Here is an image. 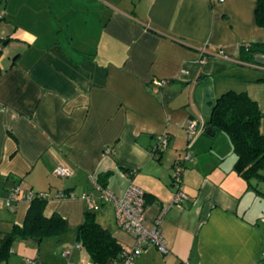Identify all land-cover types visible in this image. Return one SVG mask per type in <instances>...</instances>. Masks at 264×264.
Returning <instances> with one entry per match:
<instances>
[{
  "label": "crops",
  "instance_id": "obj_1",
  "mask_svg": "<svg viewBox=\"0 0 264 264\" xmlns=\"http://www.w3.org/2000/svg\"><path fill=\"white\" fill-rule=\"evenodd\" d=\"M255 5L256 0H0V236L22 223L29 205L24 194L32 191L47 194L45 216L57 213L67 222L68 232L51 244L74 242L73 230L88 209L80 199L85 193L94 219L121 245L130 244L131 236L114 222L112 203L100 200L91 179L108 172L104 187L112 193L120 195L129 184L142 190L144 227L166 207L159 222L165 253L145 244L131 264H258L264 191L233 170L227 135L205 134L201 113L204 86L213 99L244 92L261 112L264 137V65L253 61L262 53L246 58L241 49L264 44ZM190 119L198 134L180 177L185 198L174 206L169 175ZM162 133L167 145L154 158ZM58 165L69 176L55 175ZM17 186L21 192L12 197L10 211L6 201ZM67 193L72 196H56ZM64 249L67 256L51 251L43 263L90 262L86 252L78 256L74 250L81 248Z\"/></svg>",
  "mask_w": 264,
  "mask_h": 264
},
{
  "label": "trees",
  "instance_id": "obj_2",
  "mask_svg": "<svg viewBox=\"0 0 264 264\" xmlns=\"http://www.w3.org/2000/svg\"><path fill=\"white\" fill-rule=\"evenodd\" d=\"M254 15L257 24L264 28V0H256ZM0 45L3 47L2 43ZM241 49L246 58L257 52L264 55V44L254 43ZM260 117L257 104L246 93L226 91L213 102L204 121V127L209 126L214 133L220 131L227 135L235 155L233 170L254 189L251 182L264 181L261 173L264 167V137L259 132ZM159 153L161 152L152 155L157 158ZM107 174L108 172L97 174L95 182L104 187ZM45 202L46 198L33 196L29 200L22 223L12 224L8 231L1 234L0 264H8L12 243L18 239L33 240L38 251L43 240L58 238L68 232L67 222L60 215L43 214ZM73 233L74 243L84 249L90 263L104 264L118 259L122 245L94 219L91 209L84 211Z\"/></svg>",
  "mask_w": 264,
  "mask_h": 264
},
{
  "label": "built area",
  "instance_id": "obj_3",
  "mask_svg": "<svg viewBox=\"0 0 264 264\" xmlns=\"http://www.w3.org/2000/svg\"><path fill=\"white\" fill-rule=\"evenodd\" d=\"M215 2H221L223 0H213ZM2 46L0 45V52L2 51ZM219 58L225 60H231L229 57L224 55L222 52L218 54ZM152 83L155 85L164 84L163 80H152ZM196 122L194 120H188L185 125V130L187 137L196 132ZM167 145V135L162 133L156 136V143L153 147V153L162 152ZM191 161V154L188 151V148L185 147L184 154L181 159H178L171 166V177L170 184L173 187L171 204L174 206H180V202L185 198L184 193L181 190L180 186V177L183 170V165L185 162ZM53 173L59 177H67L71 171L63 166H55ZM93 180L94 187L98 190V196L102 201H110L113 206L114 220L117 227L123 232L131 236V243L128 245H122L118 259L110 260L104 264H131L133 259L137 256L139 249L145 244H152L158 252L165 253L166 248L164 245L163 238L159 232V222L160 216L165 212L166 207L160 206L159 215L154 219L150 228H146L143 225V208H144V194L140 188L133 184H129L126 189L120 194L116 195L109 191L106 187L100 186L98 183ZM20 186L14 187L11 190L10 196L6 201V206L10 211L14 210V205L12 203V197L20 194ZM24 194V193H23ZM37 196L40 198H46L47 194L43 192H25L24 197L28 201L33 197ZM57 197L63 196H72L70 193L67 194H57ZM80 199L84 200L87 204V208L91 209L92 203L87 194H81ZM264 224V219H263ZM74 248H79V244L74 243ZM69 253L68 249L62 251L61 255L63 257L67 256ZM67 264H72L68 262ZM87 264H98V263H87ZM258 264H264V250L262 259Z\"/></svg>",
  "mask_w": 264,
  "mask_h": 264
},
{
  "label": "rangeland",
  "instance_id": "obj_4",
  "mask_svg": "<svg viewBox=\"0 0 264 264\" xmlns=\"http://www.w3.org/2000/svg\"><path fill=\"white\" fill-rule=\"evenodd\" d=\"M197 134L198 133L194 132L192 135H189L188 137L186 135L184 146H182L181 150L178 151V153H179L178 159H181L183 157L184 147H187V148L191 147L193 139L195 136H197ZM218 134H222V133H218ZM202 136L206 137V135H202ZM261 173L264 175L263 171H261ZM254 184L257 186L258 189L264 191V181L263 182H261V181L260 182H254ZM259 202L262 203V201H260V200H259ZM254 203H255L254 207H256V206L259 207L260 203H257V202H254ZM97 210L98 209H95V212H98ZM114 222H115V220H114ZM115 224H116V222H115ZM52 242H53L52 238L43 240L38 246V250H40L38 253L39 255H36V245H35L33 240H31V239H18L12 243L11 252H10L9 259H8L7 263L8 264H49V262L43 263V261H48L51 258V255H50L51 251H52V254H57L58 256H60V258H63V257H61V253L63 250H65L64 248H70L74 243L72 239H70L67 242L62 243L60 245H57V246L52 245L51 244ZM74 250L78 252V256H81V255L83 256L85 254V251L83 248L74 249ZM65 263L66 262H64V264ZM55 264H60V263L55 262Z\"/></svg>",
  "mask_w": 264,
  "mask_h": 264
},
{
  "label": "water",
  "instance_id": "obj_5",
  "mask_svg": "<svg viewBox=\"0 0 264 264\" xmlns=\"http://www.w3.org/2000/svg\"><path fill=\"white\" fill-rule=\"evenodd\" d=\"M253 61L258 64L264 65V56L262 54H255L253 56ZM215 100L216 99H213L211 88L209 86H204L202 90V103H201V113L204 117L209 114L212 104ZM204 133L207 135H213L214 132L211 130L209 126H206L204 127ZM169 177H171V172Z\"/></svg>",
  "mask_w": 264,
  "mask_h": 264
}]
</instances>
